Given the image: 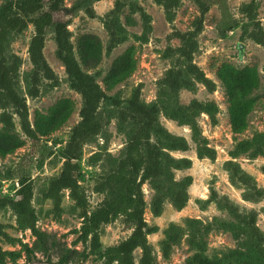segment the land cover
Listing matches in <instances>:
<instances>
[{"label": "trees", "instance_id": "16d2710c", "mask_svg": "<svg viewBox=\"0 0 264 264\" xmlns=\"http://www.w3.org/2000/svg\"><path fill=\"white\" fill-rule=\"evenodd\" d=\"M65 1L2 0L0 3V158L14 153L26 141L30 142L28 153L22 156L14 171L8 173L17 180L13 195H3L0 191V210L9 208L15 216L16 230H29L35 238L31 246L21 243L19 239L10 236L5 231V224L0 222V264L15 262L22 251L27 256L41 253L50 264H73L74 259L86 258L89 253L97 255L102 264H158L147 239L149 234L156 231V226L148 225L144 218L146 201L142 185L148 182L155 190L149 206L153 216L161 214L167 198L176 209H182L188 201L187 187L191 178L186 177L177 182L173 180L170 170L190 166L188 158H176L170 154L188 150V143L184 137L168 132L160 122V115L192 128L195 127L194 117L201 112L207 114L212 122L215 121L218 107L214 102L193 100L183 105L179 102V91L182 88L194 90L197 82L208 91L215 88L214 82L194 63L193 55L197 49L196 38L203 29L204 16L212 2L218 1L195 0L199 15L194 18L192 28L172 33L180 43L177 47H168L165 55L169 57L175 53L178 57L158 80L156 99L151 102L141 100V83L132 89L125 100L108 94V91L124 82L135 71L137 59L133 46L127 47L112 59L102 78L104 87L96 80L98 71L96 74L89 72L97 68L104 55H110L117 45L126 40L124 25H134L131 18L133 14H139L145 33L151 29L150 15L135 0H115L103 19L104 29L108 33L106 46L103 47L100 38L92 33L81 34L74 43L68 25L78 11H83L89 18H96L93 4L97 0H74L68 7L65 6ZM152 1L162 7L166 21L174 20L180 0ZM219 7L223 17V27L219 32L225 34L237 27L238 22L232 18L224 1L219 3ZM125 8L129 15L122 23L120 16ZM238 10L248 20L242 26L241 38H247L264 49V29L257 17L255 0L242 3ZM29 24L33 27V34L29 39L27 55L32 68L23 77V95L18 91L22 59L10 52L9 46L14 37ZM48 30L53 34L55 55L64 68L69 88L81 98L79 121L72 126L64 147L57 152L43 139L57 131L69 119L75 110V102L71 98H60L45 111L35 110L32 121L29 119L26 103L27 97L39 96L42 80L50 81L53 86L58 84V77L43 51ZM136 39L142 42L147 40L144 35ZM216 76L224 87L231 130L236 135L241 134L246 130L248 115L256 103L251 95L260 84L258 69L255 65L239 68L223 62L218 66ZM102 103L113 107L114 115H111L109 109L104 110ZM13 115L17 117L20 131L15 128ZM111 118L117 120L118 131L125 134L124 150L119 157L108 155L105 158L108 168L93 186V192L104 194V197L90 209L88 194L79 183L82 147L98 136ZM203 148L207 154L213 153L210 149ZM250 149L251 156L263 153L261 135L251 140H236L231 154L236 156ZM53 154H58L62 159V167L49 180L43 196L52 201L51 212L59 216L62 212V193L68 191L81 218L79 228L72 231L77 234L72 245L81 243L83 251L69 247L66 243L60 244L53 235L37 226V215L32 205L33 180L27 168L33 162V156L38 158L37 163L41 165L46 157ZM101 159L102 154L99 152L90 160L95 163ZM225 169L233 180L246 187L247 191L243 194L245 200L256 201L264 197V187H257L237 163L226 161ZM261 170L264 173V165ZM161 178L170 184L167 190L160 184ZM210 198L226 210L232 219H214L206 225L205 230H227L234 239H242L244 249H234L222 256L209 257L201 244H194L195 239L192 237L189 243L193 247L196 245L197 249L183 264H264V233L257 226L256 211H241L237 204L227 196H219L214 189L211 190ZM117 218H122L130 233L117 243L102 249L101 226ZM182 235L178 227H169L160 244L164 258L169 257L172 246L178 243ZM2 241L9 244L18 242L21 249H3ZM137 249H140L141 255L136 260L134 252ZM53 251L57 254L56 261H51Z\"/></svg>", "mask_w": 264, "mask_h": 264}, {"label": "rangeland", "instance_id": "374dc122", "mask_svg": "<svg viewBox=\"0 0 264 264\" xmlns=\"http://www.w3.org/2000/svg\"><path fill=\"white\" fill-rule=\"evenodd\" d=\"M73 1L66 0L65 6H70ZM135 1L150 15V31L145 33L139 14H133L131 18L134 20V25H124L126 40L117 45L110 55H104L97 68L91 69L89 72L96 74L95 72L98 71L99 74H96V80L101 87H104L102 78L108 71L112 59L127 47L133 46L137 59L135 71L124 82L108 91V94L125 100L130 96L132 89L141 83V100L151 102L156 99L158 80L164 76L166 70L178 57L175 53L169 57L165 55L168 47L174 48L179 46L180 43L177 38L172 36V33L174 31L185 32L190 30L194 18L199 15V11L195 0H180L175 10L174 20L168 22L165 19L162 7L152 0ZM215 1H218V3L213 1L204 16L203 29L196 38L197 49L193 55L194 63L214 82L215 88L213 91H208L201 83L197 82L194 90L182 88L179 91V102L183 105H187L193 100L214 102L218 107L215 121L212 122L207 114L201 112L194 117L195 127L192 128L190 125L179 124L163 114L160 115V122L168 132L184 137L188 143V150L170 152L173 157H186L190 160V166L187 168L170 169L173 180L177 182L183 181L186 177L191 178V183L187 187L188 201L182 209H176L170 199L167 198L163 203L161 214L157 217L153 216L149 206L155 190L148 182L142 185L146 201L144 218L148 225L156 226V231L149 234L147 239L153 248L158 264H183L197 249L196 245L193 247L189 243L192 237L195 239L194 244H201L205 254L209 257L222 256L234 249H244L241 244L242 239H234L227 230L218 228L205 230L206 225L212 223L214 219L228 221L232 219L226 210L211 200L210 193L212 189L219 196H227L238 205L241 211H256L257 226L264 233V197L256 201L245 200L243 194L247 191L246 187L233 180L225 169L226 161H233L240 166L257 187H264V173L261 170L264 165V49L247 38H241L242 26L248 23V20L238 9L242 3L251 0ZM221 1H224L232 18L238 22L237 27L232 28L225 34L219 32V29L223 27V17L219 7ZM114 2L115 0H97L93 4L96 18H89L83 11H78L68 25V29L72 33V42L75 43L77 37L81 34L92 33L100 38L103 47H105L108 41V33L104 29L103 19L105 14L113 7ZM255 3L257 17L264 29V0H255ZM128 15L129 12L125 8L120 16L122 23L125 22ZM32 34L33 27L29 24L20 34L14 37L9 46L10 52L17 54L22 59L19 69L18 91L23 95H25L23 77L32 68L27 55V47ZM141 35L146 37L145 42L136 39ZM239 44H242L241 49L238 47ZM43 51L48 64L58 77V84L53 86L50 81L44 79L39 87V96L26 98L30 121L33 119L35 110L45 111L60 98H71L75 102V110L69 119L57 131L43 139L47 145L57 152L64 147L70 129L79 121L78 111L81 106V98L79 94L69 88L64 68L56 58V45L53 34L49 30L47 31ZM223 62L231 63L239 68L255 65L260 75V84L251 95L256 100L255 106L248 115L246 130L238 135L231 130L224 87L216 76L217 68ZM101 107L104 110L109 109L111 115H114L113 107L106 106L104 103ZM13 120L16 130L20 131L17 117L14 115ZM258 135H261L262 154L251 156L252 149L236 156L231 154L236 140H251ZM125 141V134L117 129V120L111 118L98 136L83 145L79 161V183L88 194L90 209L104 197V194L93 192V186L100 175L108 168L105 158L108 155L119 157L123 153ZM203 147L210 149L213 153L207 154L205 150H202ZM29 150L30 142L26 141V144L14 153L0 158V191L3 195H13L17 187V180L8 173L14 171L22 156L28 153ZM99 152L102 154V159L92 163L91 157ZM37 159L36 156H33V162L27 168V172L30 173L33 180L32 205L37 215V226L42 231L53 235L60 244L66 243L69 247H75L79 251H83L84 246L81 243H77L75 246L72 245L77 237V234L72 231L79 228L81 218L79 217V210L74 206V201L69 197L68 191L62 193V212L59 216H55L51 212L52 201L43 196L49 180L60 172L62 159L58 154H53L46 157L41 165L37 163ZM160 184L165 190L170 187V184L164 178H161ZM0 222L5 224V231L10 236L19 239L21 243L32 245L35 238L29 230H16L15 216L9 208L0 210ZM172 225L178 227L183 235L178 243L172 246L169 257L164 258L161 255L160 244ZM129 233L130 229L124 225L122 218H117L109 224L102 225L100 229L102 249L117 243L127 237ZM1 245L6 250L21 249V244L18 242L9 244L2 241ZM86 251L88 253L89 249L87 248ZM134 255L137 260L141 255L140 249H137ZM56 260L57 254L53 251L51 261ZM7 264L50 263L46 256L41 253L27 256L25 251H22L21 256L15 262L8 261ZM73 264H102V260L97 255L89 253L86 258L77 257L74 259ZM226 264L235 263L226 262Z\"/></svg>", "mask_w": 264, "mask_h": 264}, {"label": "water", "instance_id": "95a60500", "mask_svg": "<svg viewBox=\"0 0 264 264\" xmlns=\"http://www.w3.org/2000/svg\"><path fill=\"white\" fill-rule=\"evenodd\" d=\"M238 47H239V49H241L242 48V44H239Z\"/></svg>", "mask_w": 264, "mask_h": 264}]
</instances>
